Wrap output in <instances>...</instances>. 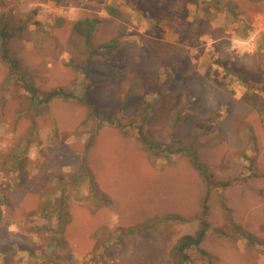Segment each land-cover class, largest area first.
Listing matches in <instances>:
<instances>
[{
	"label": "rangeland",
	"instance_id": "rangeland-1",
	"mask_svg": "<svg viewBox=\"0 0 264 264\" xmlns=\"http://www.w3.org/2000/svg\"><path fill=\"white\" fill-rule=\"evenodd\" d=\"M0 30V264H174L205 198L182 264H264V0H0Z\"/></svg>",
	"mask_w": 264,
	"mask_h": 264
},
{
	"label": "trees",
	"instance_id": "trees-1",
	"mask_svg": "<svg viewBox=\"0 0 264 264\" xmlns=\"http://www.w3.org/2000/svg\"><path fill=\"white\" fill-rule=\"evenodd\" d=\"M83 25L82 22H77V26ZM78 28V27H77ZM0 37L2 38V54L3 56L14 66H16V61L11 59L8 52V34L5 33L3 30H0ZM26 89L30 91L34 97H38L39 91L37 88H35L33 85L28 84L25 85ZM57 96H72V94H65L62 90H53L51 92H47L43 98H40L41 101L45 102V104L52 99L53 97ZM86 102L90 105V113L91 114H98L99 111L97 107L94 106V102L90 98H86ZM144 143L147 144L148 147H157L159 144H155L153 141L144 139ZM185 151H188L191 162L196 167V169L199 171L200 175L204 178L206 183L208 185H212L214 183V174L209 169V166L203 162L198 153L195 150H192L190 148H184ZM180 151V150H177ZM222 186H227L230 184V181H223L220 182ZM209 193V191H208ZM207 198L204 200L203 209L201 213V221H200V227L194 234H186L180 237V239L177 241V243L174 245L173 252L178 257V260L174 264H182L184 261H189L191 258L190 250L197 251L200 253V255L205 258L209 259L211 254L200 247V244L203 242L209 228L210 224L208 220L206 219L207 214Z\"/></svg>",
	"mask_w": 264,
	"mask_h": 264
}]
</instances>
